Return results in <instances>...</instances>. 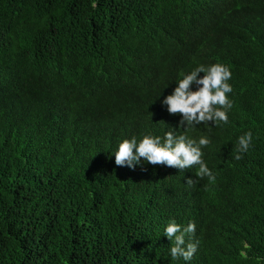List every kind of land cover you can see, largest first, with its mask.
Here are the masks:
<instances>
[{
    "label": "trees",
    "instance_id": "16d2710c",
    "mask_svg": "<svg viewBox=\"0 0 264 264\" xmlns=\"http://www.w3.org/2000/svg\"><path fill=\"white\" fill-rule=\"evenodd\" d=\"M216 63L229 122L176 128L161 101ZM170 130L210 139L214 182L115 164L122 140ZM171 220L196 225L190 261ZM0 264H264V0H0Z\"/></svg>",
    "mask_w": 264,
    "mask_h": 264
},
{
    "label": "clouds",
    "instance_id": "9594fccd",
    "mask_svg": "<svg viewBox=\"0 0 264 264\" xmlns=\"http://www.w3.org/2000/svg\"><path fill=\"white\" fill-rule=\"evenodd\" d=\"M225 5L227 4L211 2L208 6L209 19L212 20L222 13ZM105 69L98 74V78L107 89L112 91L115 85L114 79L111 77V72ZM200 73H203V76H200ZM231 77L232 73L226 65L216 63L206 67L201 64L184 74L171 94L163 98L161 104L166 106L169 115L180 116L176 128H194L209 122L212 126L227 124L228 111L233 106L228 98V94L232 92V86L227 81ZM252 139L251 131L238 137L237 155L234 157L236 160L242 158L241 153L248 152ZM210 142V139L205 136L196 140L187 135H177L171 130L166 131L163 137L145 135L139 141L133 136L118 144L114 153L115 164L132 170L142 161L180 171L198 166L196 178L207 177L212 183L215 181V176L202 158L204 155L202 148L207 147ZM195 182L196 180L191 178L186 180L188 185ZM195 231L196 225L192 221L186 226L176 223L175 220L167 224L164 236L172 243L170 248L172 259L182 258L184 261H190L193 258L199 244V241H191Z\"/></svg>",
    "mask_w": 264,
    "mask_h": 264
}]
</instances>
